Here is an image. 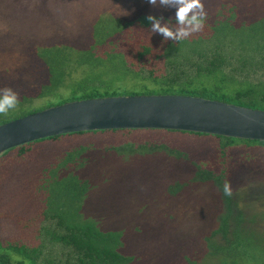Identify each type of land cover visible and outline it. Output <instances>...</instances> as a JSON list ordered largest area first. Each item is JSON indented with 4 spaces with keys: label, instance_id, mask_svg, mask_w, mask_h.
<instances>
[{
    "label": "trees",
    "instance_id": "1",
    "mask_svg": "<svg viewBox=\"0 0 264 264\" xmlns=\"http://www.w3.org/2000/svg\"><path fill=\"white\" fill-rule=\"evenodd\" d=\"M217 1L204 4L205 30L179 42L151 33L147 20L149 15L163 16L175 24V8L159 10L162 7L151 5L124 19H99L83 40L29 47L32 79L22 83L0 79V89L11 88L19 97L15 109L0 114V126L70 100L121 96L119 83L129 76L142 84L139 92L130 96L192 95L264 110V11L257 17L235 0ZM135 24L136 34L131 30ZM148 37L162 39L161 48L152 51L154 43L146 42ZM120 45L127 46V51ZM128 53L135 57L129 58ZM158 58L163 65L160 72L156 70ZM78 68L85 69V76L72 79ZM63 88H70L71 99L63 94ZM36 100L47 101L36 107ZM150 131L161 132L164 137L177 134L211 139L210 152L196 159L162 142L124 140L118 146L85 139ZM252 150L264 151V142L148 129L64 133L10 148L0 155V264H264V237L243 224L240 211L236 213V193L244 179L264 180V156ZM115 161L127 163L128 171L121 173L132 178L130 187L137 184L133 192L142 195L140 211L126 199V192L105 191L106 182H116V173L108 171ZM153 161L156 167H169L163 173L169 176L163 184H156L154 176L147 179L163 187L165 200L184 196L193 185L211 186L221 195L226 214L212 235L203 232L207 251L194 248L192 254L182 255L181 247L176 246L184 245L183 240L166 231L168 223H173V214L159 226L148 220L147 213L142 215L150 204L143 196L155 188L152 184L142 186L147 180L141 177L150 173ZM225 180L231 184L232 196L223 193ZM16 192H21L20 200L42 203L44 221L36 229L35 242L30 236L27 240L21 236L25 231L19 227L23 217L17 211ZM108 195L113 203L107 213L103 209ZM128 201L134 216L123 214ZM137 210L138 216L147 220L127 223L128 217L136 218ZM102 213L106 214L101 217ZM232 221L234 228L229 227ZM216 235L223 236L226 246L214 242ZM157 238L170 241L172 247L157 244ZM58 247L61 254L57 255Z\"/></svg>",
    "mask_w": 264,
    "mask_h": 264
},
{
    "label": "rangeland",
    "instance_id": "2",
    "mask_svg": "<svg viewBox=\"0 0 264 264\" xmlns=\"http://www.w3.org/2000/svg\"><path fill=\"white\" fill-rule=\"evenodd\" d=\"M215 1L216 0H204V4L206 5V3H208L212 5ZM230 1L234 0H218L217 3L222 4V2ZM235 1L239 5L244 6V8L250 9L251 14L257 17L263 15L264 0ZM147 6H151L148 0H0V79L5 81L11 79L18 83L29 82L32 79V68L30 64L33 58L31 57L30 49H28L29 47H44L60 41H70L74 43L77 42L78 39V41L83 40L82 36L87 34L92 26H96L99 19L111 16L124 19L131 16L135 11ZM159 7H162L159 8V10H173L172 7ZM216 7L217 6H214V9H216ZM131 30L136 34L138 25L135 24ZM204 30L203 28L202 31ZM149 41L154 43V49H152V51L161 48L162 39L148 37L146 42ZM119 47L122 51H127L128 48L125 45H120ZM128 54L129 58L135 57L134 54ZM158 60L159 58L156 60L158 63L156 70L160 72L163 66L162 59L159 62ZM234 65L240 64L235 63ZM75 68L76 67H74V69ZM84 76L85 69L78 68L71 78L78 80ZM119 84L121 85L119 94L121 96H126L127 94L130 96L133 93L139 92L138 89L142 87L141 82H138L131 76L127 77ZM69 91L70 88H63L62 92L65 94L66 98L71 99ZM45 101L47 100H36L34 101V106H43ZM146 132L129 134L127 136L102 135L101 137L85 139H91V141L98 142V144L104 142L106 144L112 143L118 146L125 143L123 142L124 140H127V142H138L139 144H144L146 140H150V142H162L167 146L169 145L172 149L182 150L188 153L190 158L193 157L196 159L203 158L210 152L208 143L211 139L180 137L177 134L164 137L161 132ZM252 153L259 156L262 155V157L264 156V151L261 150H252ZM158 156L160 157L161 154ZM113 163L114 167L111 164V169L108 168V171L112 174L116 173L114 175L116 177V182H106L105 191L126 192V199L132 201L133 205L135 204L134 208L136 206L139 210L141 207L139 202L142 203V195H139V192H133L138 186H136L137 184L134 182V184H132L134 187H130L129 182L131 183L132 178H125L121 173L122 171H128L129 167L126 166L127 163L122 161H115ZM152 163L150 173L145 177L142 176L141 179L147 180L154 176L157 182L156 184H161L163 180L169 177L163 174L169 167L164 165L156 167L155 161ZM254 176L257 175L254 174ZM117 180L120 181L117 182ZM101 181L102 179L98 182L102 183ZM149 181L150 180H147L146 183L141 182L142 184L144 183L142 185L144 187L152 184L154 186L151 187L155 188L154 190H147V195L143 196L150 201V204L148 205V210H144L142 215H146L147 213L148 220L159 226L162 222L169 219V215L173 214V223L171 224V221L168 223L166 231L171 230L176 240H183L182 242H184V245L179 243L176 246L181 247L178 250L182 252V255L187 253L192 254L194 248L197 251H207V241L204 238L205 233L207 232L209 236L212 235L211 233L217 230L216 225L220 223L221 216L226 214L224 206H222L221 195L218 194L215 189L211 188V186L199 185L195 187V185H193V187L190 186L187 188L188 191L184 196L165 200V196L162 195L163 187L149 183ZM19 194H21V192H16L19 203L17 211H19L23 217L19 227L24 228L23 230L25 231L21 233V236L25 240L30 236L29 240L35 242L34 235L37 234L36 229L39 228L41 222L44 221L41 214L42 203L39 202L38 204L36 203L37 201L33 202L31 199L26 201L25 199L20 200L18 198ZM43 196L44 194H42L40 198L42 199ZM236 198L238 202V212L236 213H239V211L241 212L244 217L243 224L264 237V180L260 181L254 177L253 179L246 177L243 184L237 189ZM105 200L106 205L104 206L103 212L108 213L111 211L109 206L113 203L111 201L113 198L108 195L105 196ZM138 210L136 211V218L128 217L127 223L133 220L140 222L141 220H147L146 218H140L138 216L140 211ZM134 211L132 204L129 202L123 214H126V216L131 215ZM105 214L106 213H102L101 217ZM23 224L27 225L24 226ZM234 224L233 221L230 222L229 227L234 228ZM45 225H47V223H45ZM230 236L231 233L229 232L227 239ZM213 239L217 245L226 246L222 235H216ZM160 243L163 246H171L170 241L161 242V240L157 238V244ZM60 250V247L56 248L55 251L57 252L55 254H61ZM215 263L217 264L218 262Z\"/></svg>",
    "mask_w": 264,
    "mask_h": 264
},
{
    "label": "water",
    "instance_id": "3",
    "mask_svg": "<svg viewBox=\"0 0 264 264\" xmlns=\"http://www.w3.org/2000/svg\"><path fill=\"white\" fill-rule=\"evenodd\" d=\"M205 133L264 142V110L201 96L145 94L69 101L0 126V155L64 133L101 130Z\"/></svg>",
    "mask_w": 264,
    "mask_h": 264
},
{
    "label": "clouds",
    "instance_id": "4",
    "mask_svg": "<svg viewBox=\"0 0 264 264\" xmlns=\"http://www.w3.org/2000/svg\"><path fill=\"white\" fill-rule=\"evenodd\" d=\"M154 6L175 8V24L164 20L163 16L149 15L147 20L151 24L150 32L161 34L165 41L179 42L187 39L192 34L200 32L204 28L207 13L202 0H148ZM19 104L18 94L11 88L0 89V114L6 115L10 109H15ZM225 196H232V188L229 181L223 185Z\"/></svg>",
    "mask_w": 264,
    "mask_h": 264
}]
</instances>
